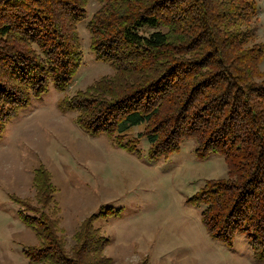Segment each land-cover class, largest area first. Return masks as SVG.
<instances>
[{
  "label": "trees",
  "instance_id": "trees-1",
  "mask_svg": "<svg viewBox=\"0 0 264 264\" xmlns=\"http://www.w3.org/2000/svg\"><path fill=\"white\" fill-rule=\"evenodd\" d=\"M89 48L114 70L63 104L91 134L116 143L145 137L150 158L194 140L199 159L223 158L227 175L207 180L189 199L209 234L230 245L246 233L264 254V43L254 38L253 0H94ZM88 0H0V134L49 82L70 85L81 62L77 24ZM142 28L153 29L142 33ZM142 132L127 138L131 127ZM35 199L52 202L49 173L34 172ZM22 205V204H21ZM20 220L37 244L22 250L33 264H105L106 238L83 221L71 254L54 213L22 205ZM111 210V209H110ZM30 212V213H29ZM106 213V211H105Z\"/></svg>",
  "mask_w": 264,
  "mask_h": 264
},
{
  "label": "rangeland",
  "instance_id": "rangeland-1",
  "mask_svg": "<svg viewBox=\"0 0 264 264\" xmlns=\"http://www.w3.org/2000/svg\"><path fill=\"white\" fill-rule=\"evenodd\" d=\"M253 1L252 32L264 43V0ZM96 8L88 0L86 17L77 24L82 55L70 85L58 92L49 82L0 134V264H33L22 254L37 244L19 218L22 205L53 211L68 254L81 223L102 212L93 227L107 240L100 251L105 264H264L246 233H237L230 245L213 238L202 223V207L189 201L207 180L226 177L221 156L199 159L195 141L186 140L178 151L150 158L145 137L134 147L126 143L127 149L106 134L82 130L76 112L63 104L64 97L114 74L89 48L87 22ZM259 67L264 72V56ZM139 132L140 125L131 127L127 138ZM40 167L55 188L47 207L35 199L33 177Z\"/></svg>",
  "mask_w": 264,
  "mask_h": 264
}]
</instances>
